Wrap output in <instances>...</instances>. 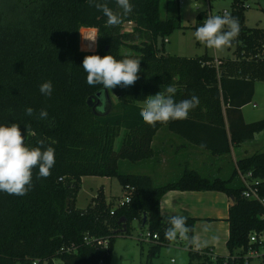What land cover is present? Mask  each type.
Returning <instances> with one entry per match:
<instances>
[{
  "label": "trees",
  "instance_id": "1",
  "mask_svg": "<svg viewBox=\"0 0 264 264\" xmlns=\"http://www.w3.org/2000/svg\"><path fill=\"white\" fill-rule=\"evenodd\" d=\"M164 1L130 0L131 14L119 26L109 27L107 17L86 0H0V125L17 123L27 146L38 147L43 139L44 148L55 150L51 175L39 178L38 168L33 169L26 195L0 192V264H111L116 239L129 235L134 221L158 235L145 263L155 264L162 248L171 243L164 236L168 218L160 212L161 200L170 191L230 197L229 257L219 258L217 264H251L246 255L258 249L250 243L251 236L264 234V205L243 196L237 171L224 180L186 170L161 186L147 175L120 172L121 160L138 163L153 156L151 143L162 127L213 156L229 154L230 145L253 141L264 132V120L246 123L242 113L253 102L256 83L264 82V29L245 26L244 2L229 0L230 15L240 25L230 45L233 57L214 61L165 53L166 39L186 28L178 14L162 18ZM106 2L114 12H122L115 0ZM206 17L199 13L190 29L195 32ZM87 33L98 35L90 50L82 43ZM94 54L141 60L139 79L133 86L111 89L117 102L102 115L88 101L105 89L89 86L82 68L84 57ZM46 81L53 85L51 97L39 90ZM169 85L177 89L175 102L195 95L199 105L185 120L147 125L139 105ZM28 107L34 109L31 116ZM41 109L47 119L39 118ZM122 132V146L115 151ZM237 168L259 181L254 188L264 200V152L240 160ZM84 177L117 179L129 201H107L100 191L86 209L77 208ZM187 225L194 238L195 220L187 218ZM188 247L191 254L193 243L188 241Z\"/></svg>",
  "mask_w": 264,
  "mask_h": 264
},
{
  "label": "clouds",
  "instance_id": "2",
  "mask_svg": "<svg viewBox=\"0 0 264 264\" xmlns=\"http://www.w3.org/2000/svg\"><path fill=\"white\" fill-rule=\"evenodd\" d=\"M89 6L95 7L107 17L106 26L115 27L123 22V18L131 14L133 5L130 0H115L122 12H114L108 3L101 0H86ZM240 25L237 18L230 14L209 15L203 20L201 26L196 28L194 37L197 41L210 49L220 50L230 46L239 35ZM98 35L83 36L86 40L95 43ZM141 60L124 58L117 60L112 55H87L83 59L82 68L87 73L86 82L89 86L102 85L103 89L111 90L117 86H133L139 79ZM41 94L51 97L53 85L46 81L40 85ZM177 89L169 85L165 92H158L148 96L144 107L140 111L144 123L155 127L157 123L167 124L171 121L185 120L191 110L199 105V98L192 95L190 99L175 102L172 98ZM26 114L31 116L34 109L26 108ZM40 119H47L45 109L39 112ZM54 143V141H53ZM40 146L29 147L25 144L24 133L17 123L0 125V192L8 195L24 196L32 187L33 169L38 168L39 178H48L55 165V150L48 146L44 148L45 141H38ZM169 227L166 228L165 239L172 242L177 239L201 243L189 236L191 231L187 225V217L176 215L168 218Z\"/></svg>",
  "mask_w": 264,
  "mask_h": 264
},
{
  "label": "crops",
  "instance_id": "3",
  "mask_svg": "<svg viewBox=\"0 0 264 264\" xmlns=\"http://www.w3.org/2000/svg\"><path fill=\"white\" fill-rule=\"evenodd\" d=\"M169 1L170 0H167L165 7L168 14L172 9L170 8L171 4ZM188 1L190 0H177L178 16L181 25L186 29L175 31L168 39H166L165 48H167L166 45L168 44L171 46L176 33L179 32L185 34L190 31L194 32L190 28L196 25L197 14L193 17L194 19L192 18V23L188 18L183 20V17L180 14L185 6L184 3H187ZM204 1L207 2L211 8L212 1ZM196 9H198V7H196ZM128 27L132 26L128 25ZM193 38L196 46H201V43L197 41L194 36ZM179 50V47L175 50L172 48L170 53H166L165 49V53L169 56L180 57L176 53L179 52ZM204 56L210 57L214 61L219 60V57L217 58L215 55H208V53H205L202 56L189 58H201ZM139 106L144 107V103ZM244 109L245 107L242 110L244 120L246 123H251L246 120ZM121 134L124 135L123 132ZM263 138L264 132L257 134L253 141L243 143L239 146L230 145L231 150L229 154L223 156H213L210 152L188 143L179 135L171 132L167 127H162L156 133L151 143L153 156L148 160L130 165L129 173L127 174L147 175L153 179L156 185L159 186L178 180L186 170L194 171L204 178H220L228 180L232 178L235 171L238 173L239 170L237 168V164L240 160L259 153L261 148L264 150V145H262L264 142ZM85 179L86 177L82 178V185ZM105 179L106 181L111 180L108 178ZM101 191L106 198L104 187ZM231 204V198L220 192L170 191L161 200L160 212L161 216L164 218L181 215L195 220L194 239L204 246L198 248L196 244L193 243L195 252L190 254V252L186 251V253H189L190 258H192V255L195 253L197 257H205L209 262V258L207 256H203L198 253L199 250H213L214 255L220 259H227L229 257L226 243L229 237V224L227 219ZM140 225L144 227V225ZM170 246L171 244L166 247ZM114 251V254L112 255L113 257H111V262H114V257L117 255L118 249L114 248ZM171 253H180L179 248L175 247L169 248V250H161L159 257L157 258L159 264H166L161 261V259L164 258V260L168 262V257ZM170 262L172 264H186L187 259L181 254L179 261L170 260Z\"/></svg>",
  "mask_w": 264,
  "mask_h": 264
},
{
  "label": "rangeland",
  "instance_id": "4",
  "mask_svg": "<svg viewBox=\"0 0 264 264\" xmlns=\"http://www.w3.org/2000/svg\"><path fill=\"white\" fill-rule=\"evenodd\" d=\"M167 1L162 2L161 4V14L162 18L166 19L167 17L175 16L178 14V4L177 0H170L169 3L171 4L169 14L165 10ZM185 6L181 16L183 20L189 19L192 23V18L199 13H204L207 16L209 15H225L231 14L232 12V2L229 0H214L211 2V8L207 2L204 0L201 1H194L190 0L187 3H184ZM246 12H245V26L247 28H259L264 29V0H249L246 3ZM198 7V9H196ZM184 13V14H183ZM194 19V18H193ZM186 23V22H185ZM190 30V29H189ZM193 31V30H192ZM85 37L93 36L90 33L83 35ZM82 36V43L86 44L84 49L90 50L92 48V42L86 40ZM194 32H187L183 33H176L175 39L172 41L171 46L168 44L166 45V53H170L171 49L175 50L177 47L180 48L179 52H176L180 57H195V56H202L205 53L208 55H215V57H219V59H226L233 57L234 49L230 46H227L223 49L216 50L210 49L206 47L204 44L201 43V46H196L194 42ZM94 45V44H93ZM215 50V52H214ZM125 52V51H124ZM214 52V53H213ZM106 94L108 95L109 101L104 98ZM253 102L246 106L244 109V114L247 121L256 122L260 120H264V82H258L255 86V95H254ZM92 100V98H91ZM106 101V102H105ZM109 102L111 104H109ZM117 99L113 95L110 90H104L101 93V96L95 97L93 99V108L96 109V113L99 115L105 114L109 111L113 103H116ZM256 104L257 107L253 108L252 105ZM123 134L116 140L114 149L115 151H119L122 146ZM264 140V138H263ZM264 145V142L262 143ZM260 149V152H264ZM258 151V150H257ZM130 163L128 161H120L119 168L121 173H129ZM109 179V178H108ZM104 187V191L106 194L107 200H111L112 198L117 197H125V193L123 195L122 187L120 186L117 179H111L106 181L105 178L100 177H86L82 188L77 196V203L76 206L81 209H85L89 205L92 204V201L95 197H97L98 193ZM150 233L147 227H142L138 221H134L130 226V233L129 235L120 236L116 239L114 244V248H117V255L114 257V262L111 264H145L147 261L148 250L150 248V243L147 238V234ZM170 247H163V250H169V248H179V252L177 254L171 253L168 257V262L161 259L166 264H170V260L179 261L181 254L185 256L187 259L186 264H213L206 260L205 257H197L195 253L190 258L189 253L191 250L188 247V241L177 239L176 241H172ZM116 246V247H115ZM113 248V251H114ZM197 250V249H196ZM112 251L111 257L114 254ZM176 251V250H175ZM115 252V251H114ZM195 252L194 246L192 248V253ZM187 254V257H186ZM191 261V262H190ZM155 264H159L158 259L154 261ZM55 264H60V262L55 261ZM172 264V263H171ZM251 264H264V255L260 253L258 258H252Z\"/></svg>",
  "mask_w": 264,
  "mask_h": 264
},
{
  "label": "built area",
  "instance_id": "5",
  "mask_svg": "<svg viewBox=\"0 0 264 264\" xmlns=\"http://www.w3.org/2000/svg\"><path fill=\"white\" fill-rule=\"evenodd\" d=\"M244 2V4L246 5V3L249 2V0H242ZM226 14V12H225ZM130 26V24H129ZM254 108H256L257 106L254 105ZM238 176L240 181L242 182V184L245 187V191L243 193V196L246 199H251V200H257L258 202H260L261 204L264 205V200L261 199V197L258 194V190L254 188V186L258 185V180L254 179L252 173H247V174H242L238 171ZM130 199V196H125L123 201L121 203L124 202H128ZM149 240V242H151L150 244H154V241H156L158 239V235L157 234H151L148 233L147 236L145 237ZM85 242H88V240L85 238ZM250 243L251 244H257L258 249H250L246 255V259H252V258H258L260 256V253L264 255V234L261 235H256L253 234L250 238ZM104 244L106 245V243L104 242ZM73 253H77L76 250H73ZM198 253L200 255L203 256H207L209 258V262L213 263V264H217L219 258L216 257L214 255V251L213 250H208V249H203V250H199ZM36 264V263H34Z\"/></svg>",
  "mask_w": 264,
  "mask_h": 264
},
{
  "label": "water",
  "instance_id": "6",
  "mask_svg": "<svg viewBox=\"0 0 264 264\" xmlns=\"http://www.w3.org/2000/svg\"><path fill=\"white\" fill-rule=\"evenodd\" d=\"M108 95H109V94H106L105 97H104V98L106 99V101H107V100L109 101V99H108ZM99 96H101V93H98V94H97V97H99ZM97 97H96V98H97ZM93 99H94V98H92V100L90 99V100L88 101V105L91 106V107H93ZM106 101H105V102H106ZM109 104H111V103L109 102ZM93 110L96 111V109H94V108H93ZM95 113H96V112H95ZM96 114H97V113H96ZM97 115H99V114H97ZM144 221H146V218H145V217H144ZM120 222H121V223H125V219H122Z\"/></svg>",
  "mask_w": 264,
  "mask_h": 264
}]
</instances>
